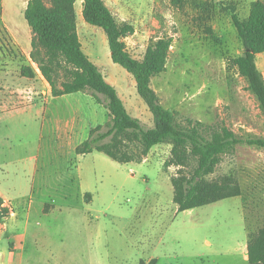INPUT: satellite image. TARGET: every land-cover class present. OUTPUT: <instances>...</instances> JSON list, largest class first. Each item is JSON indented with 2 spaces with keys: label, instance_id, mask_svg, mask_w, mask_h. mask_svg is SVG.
<instances>
[{
  "label": "rangeland",
  "instance_id": "374dc122",
  "mask_svg": "<svg viewBox=\"0 0 264 264\" xmlns=\"http://www.w3.org/2000/svg\"><path fill=\"white\" fill-rule=\"evenodd\" d=\"M28 1L0 0V264H247L248 236L264 228V150L238 145L207 177L232 179L240 197L184 212L171 182L179 169L166 165L170 145L147 157L133 146L136 161L127 164L100 152L76 155L90 131L111 118L82 92L45 101L51 87L31 59ZM103 1L134 26L125 39L134 58L172 38L166 71L152 87L182 125L202 122L208 137L222 127L243 139L264 137L259 102L229 64L245 51L232 16L248 18L257 0H186L181 9L171 0ZM83 9L78 0L83 50L129 112L153 126L134 77L112 61L105 32L85 21ZM257 64L264 74V54ZM22 67L38 77L23 78ZM62 81L60 75L56 84Z\"/></svg>",
  "mask_w": 264,
  "mask_h": 264
},
{
  "label": "trees",
  "instance_id": "16d2710c",
  "mask_svg": "<svg viewBox=\"0 0 264 264\" xmlns=\"http://www.w3.org/2000/svg\"><path fill=\"white\" fill-rule=\"evenodd\" d=\"M77 1L51 0L48 6L45 0H29L24 13L35 35L31 59L50 85L51 96L89 94L111 118L105 125L90 131L88 139L77 146L76 155L100 152L120 164H127L136 161L133 146L141 149L142 156L146 157L154 147L168 144L171 154L166 165L179 169L171 180L179 212L240 197L241 190L232 179L210 182L207 177L215 173L223 156L238 145L264 150V137L239 138L227 127L214 130L208 137L202 122L188 119L187 125H182L176 112L162 105L152 87V79L166 71L172 38L158 39L148 47L143 59H136L125 42L134 34V26L119 22L103 0H82L83 17L105 32L112 61L134 77L137 92L153 115V126H146L129 112L117 89L107 82L83 50L75 11ZM171 3L181 9L186 0H171ZM232 19L245 51L229 64L247 81L248 90L257 98L264 114V74L257 64L258 56L264 54V1L252 2L248 18L241 19L233 14ZM21 75L29 79L38 76L30 67H22ZM60 75L63 81L58 86L56 79ZM193 161L197 166L189 172ZM90 198L87 194L85 199L88 202ZM3 203L0 198V207ZM247 249V264H264V228L249 234Z\"/></svg>",
  "mask_w": 264,
  "mask_h": 264
},
{
  "label": "crops",
  "instance_id": "0c3cea01",
  "mask_svg": "<svg viewBox=\"0 0 264 264\" xmlns=\"http://www.w3.org/2000/svg\"><path fill=\"white\" fill-rule=\"evenodd\" d=\"M38 77V76H37ZM23 78H25V77H23ZM25 79H29V78H25ZM34 79V78H33ZM44 95L46 96V99H45V101H47V103H48V100H49V98H50V95H51V89L49 88V90L48 91H46V92H44ZM78 145H80V144H78ZM77 145V146H78ZM163 145V144H162ZM77 146L75 147V150H76V148H77ZM161 146V145H160ZM157 147H159V146H157ZM154 149V148H153ZM152 149V150H153ZM74 150V151H75ZM151 150V151H152ZM76 153V152H75ZM150 154V153H149ZM79 156V155H78ZM87 156V155H86ZM149 156V155H148ZM147 157V156H146ZM146 160V159H145ZM172 180V179H171ZM92 197V196H91ZM4 203H5V200H4ZM246 250H247V248H246ZM245 261L247 262L248 261V256L247 255H245Z\"/></svg>",
  "mask_w": 264,
  "mask_h": 264
},
{
  "label": "water",
  "instance_id": "95a60500",
  "mask_svg": "<svg viewBox=\"0 0 264 264\" xmlns=\"http://www.w3.org/2000/svg\"><path fill=\"white\" fill-rule=\"evenodd\" d=\"M246 251L248 252V249Z\"/></svg>",
  "mask_w": 264,
  "mask_h": 264
}]
</instances>
